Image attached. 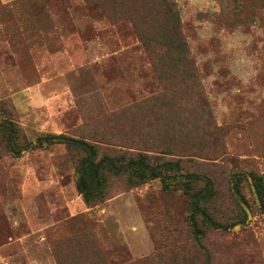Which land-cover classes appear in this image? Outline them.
<instances>
[{
  "label": "rangeland",
  "instance_id": "374dc122",
  "mask_svg": "<svg viewBox=\"0 0 264 264\" xmlns=\"http://www.w3.org/2000/svg\"><path fill=\"white\" fill-rule=\"evenodd\" d=\"M171 1L188 65L150 40L148 0H0V123L21 148L0 136V264H264V0ZM51 135L180 161L212 180L222 228L194 239L190 194L158 179L106 174L86 201L83 154L35 147Z\"/></svg>",
  "mask_w": 264,
  "mask_h": 264
},
{
  "label": "trees",
  "instance_id": "16d2710c",
  "mask_svg": "<svg viewBox=\"0 0 264 264\" xmlns=\"http://www.w3.org/2000/svg\"><path fill=\"white\" fill-rule=\"evenodd\" d=\"M156 6L160 8L157 11ZM171 0H148L149 13L157 11L163 17L161 27L154 30L155 35L150 40L165 49L166 58L175 57L173 61L176 66L188 65L190 63L186 43L178 32V15ZM166 22V25H164ZM160 32L165 42L155 40L157 33ZM144 43L145 48L154 49L156 46L150 41ZM181 71V70H180ZM181 73V72H180ZM0 136L4 139L7 150L19 157L21 148L18 144V131L11 122L0 123ZM44 143L63 144L68 149L81 152L83 157L76 168V191L86 201L99 197L105 187L106 174L114 176H125L128 183L136 186L148 180L158 179L163 191L171 193L173 188H180L185 194H190V214L187 218L189 227L194 239L199 240L204 234L205 229H219L222 226L213 220L206 209L214 197L213 182L209 177L201 174L183 171L180 161H152V158L145 154H138L126 158L123 155L110 156L103 154L99 156L98 149L84 140L75 139L61 135L45 136L36 140L35 147H42ZM254 186L259 196L263 193L262 180L259 176L251 175ZM173 180V184L169 183ZM232 190V189H231ZM238 193V190L236 189ZM264 213V211L262 212Z\"/></svg>",
  "mask_w": 264,
  "mask_h": 264
}]
</instances>
